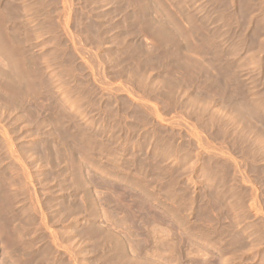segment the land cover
<instances>
[{"label": "rangeland", "instance_id": "rangeland-1", "mask_svg": "<svg viewBox=\"0 0 264 264\" xmlns=\"http://www.w3.org/2000/svg\"><path fill=\"white\" fill-rule=\"evenodd\" d=\"M0 264H264V0H0Z\"/></svg>", "mask_w": 264, "mask_h": 264}, {"label": "bare ground", "instance_id": "bare-ground-1", "mask_svg": "<svg viewBox=\"0 0 264 264\" xmlns=\"http://www.w3.org/2000/svg\"><path fill=\"white\" fill-rule=\"evenodd\" d=\"M246 5V4H245ZM253 7V6H252ZM262 139V138H261ZM123 253V252H122Z\"/></svg>", "mask_w": 264, "mask_h": 264}]
</instances>
